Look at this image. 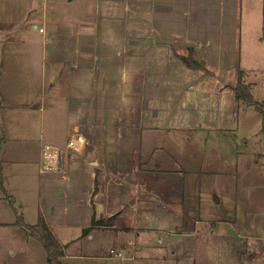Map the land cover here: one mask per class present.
<instances>
[{
  "label": "crops",
  "instance_id": "0c3cea01",
  "mask_svg": "<svg viewBox=\"0 0 264 264\" xmlns=\"http://www.w3.org/2000/svg\"><path fill=\"white\" fill-rule=\"evenodd\" d=\"M235 3L66 0L61 14L48 0H0V112L12 114L0 125V264H48L43 243L17 222L35 223L40 211L64 245L61 264H226L225 252L228 264H245L255 250L233 228L232 207L221 215L222 198L209 202L202 175L216 170L199 162L221 142L218 130L234 129L217 125L238 123L246 108L233 90L239 69L253 92L252 70L264 69L255 50L264 51V25L243 41ZM190 45L209 74L175 55ZM47 112L64 121L60 135H42ZM76 128L87 142L67 160ZM191 129L216 133L200 137L204 151H180V132L171 147L166 133Z\"/></svg>",
  "mask_w": 264,
  "mask_h": 264
},
{
  "label": "rangeland",
  "instance_id": "374dc122",
  "mask_svg": "<svg viewBox=\"0 0 264 264\" xmlns=\"http://www.w3.org/2000/svg\"><path fill=\"white\" fill-rule=\"evenodd\" d=\"M236 1L238 2V6L237 8L234 7V10L237 11L239 3L241 4L240 18L243 26V41L253 38L256 40L261 25H264V0ZM48 4L50 12H53L54 8H57L61 12L65 9L66 0H48ZM212 11L215 12V8H212L210 12ZM195 12H198V10H195ZM63 13L65 12H61V14ZM27 30H29V27ZM38 35L40 36L37 31L31 32V36L34 39H37ZM255 50L258 52L257 65L262 67L264 66V51L258 46L255 47ZM261 55L263 60L261 59ZM253 57L250 51L244 60L254 64ZM252 73L257 80L254 94L256 97L264 99V69L257 68L252 70ZM244 105L246 108L240 109L238 123L232 121L231 123L217 125V127H228V130L234 129L231 131L218 130L221 142L205 149V151L210 152H206L199 162L205 168L214 166L210 168L216 171L207 172L202 175V187L203 191L208 194L210 203L216 204L214 194H218L222 198L218 205L219 214H229L228 209L232 207V215L235 217L233 228L245 234L249 240L247 243L255 250L246 259L245 264H264V131L261 129L263 124L261 118H263L264 122V117L253 106ZM12 112L14 113L13 115L20 116L26 110H13ZM11 115L9 111L5 109L1 110L0 125L3 126L6 119ZM33 115L38 116V113ZM63 124L64 121L61 117L56 116L54 121L52 113L47 112L45 119H42L41 133L46 136L51 130L53 134L60 135L61 128H64ZM37 125H39V131L41 128L39 122ZM209 131L212 130H170L166 135L172 148L177 139V132H180V139L182 138L180 144H178L180 151H204L202 148L204 144L200 137L216 133L215 131ZM234 132L237 133V136L234 135ZM221 135L227 140L221 138ZM189 136L193 139L189 140ZM237 148L240 152H237ZM186 157L188 160L189 157ZM198 158L200 160V157ZM188 162L186 161V163ZM22 180L26 181V185L30 181L27 176L19 178V182ZM19 188L20 190L22 189V184H20ZM230 226L229 224H220L219 228L229 229ZM236 232L235 234H237ZM197 243L199 246L206 244L202 240L201 235L197 238ZM212 254V259L205 257ZM225 255L226 260L224 261L228 264L230 261L227 258L226 252ZM214 257V253L196 252V258L200 262L210 263L216 261Z\"/></svg>",
  "mask_w": 264,
  "mask_h": 264
},
{
  "label": "trees",
  "instance_id": "16d2710c",
  "mask_svg": "<svg viewBox=\"0 0 264 264\" xmlns=\"http://www.w3.org/2000/svg\"><path fill=\"white\" fill-rule=\"evenodd\" d=\"M175 55L183 61L188 67L198 70H203L204 73H210L208 69H205L199 61L194 57V47L189 46V54L181 55L175 53ZM224 86H230L228 83H225ZM235 92V98L238 101H242L247 105H252L257 111H259L264 117V99L256 97L252 89V83L246 80V72L243 68H240L238 71V79L236 85L233 87ZM264 131V122L262 128ZM2 167L0 163V184L3 187L2 183ZM11 202H13L12 197H10ZM114 216L107 219H93L92 225L84 229L88 231L92 226L102 225L110 226L114 224ZM18 223L22 224L30 232V235L38 238L47 250V262L48 264H61V256L64 253V245L59 241L48 222L45 219V216L42 211L39 212L38 219L35 223H27L24 221L21 215L18 216Z\"/></svg>",
  "mask_w": 264,
  "mask_h": 264
},
{
  "label": "built area",
  "instance_id": "2783aa9c",
  "mask_svg": "<svg viewBox=\"0 0 264 264\" xmlns=\"http://www.w3.org/2000/svg\"><path fill=\"white\" fill-rule=\"evenodd\" d=\"M43 29H44L43 27H40L41 31H43ZM86 142H87V137L84 134V132L81 131L79 128H76L66 143V148H65L66 159L68 160L69 151H71V152L81 151L85 147ZM43 169L44 170H49V169H52V170L57 169L58 170L59 168H57V167L55 168V167H52V165L47 164L45 166V168H43ZM109 251H110V253H112L113 255H116V256H122L123 255V251L118 250L114 247H111Z\"/></svg>",
  "mask_w": 264,
  "mask_h": 264
}]
</instances>
